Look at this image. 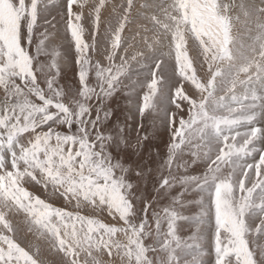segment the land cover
Returning <instances> with one entry per match:
<instances>
[{"label":"snow or ice","instance_id":"obj_1","mask_svg":"<svg viewBox=\"0 0 264 264\" xmlns=\"http://www.w3.org/2000/svg\"><path fill=\"white\" fill-rule=\"evenodd\" d=\"M40 241L59 264H264V0H0V264H46Z\"/></svg>","mask_w":264,"mask_h":264},{"label":"rangeland","instance_id":"obj_2","mask_svg":"<svg viewBox=\"0 0 264 264\" xmlns=\"http://www.w3.org/2000/svg\"><path fill=\"white\" fill-rule=\"evenodd\" d=\"M58 2V0H57ZM113 2H116V0H113ZM55 9L53 10V14H55ZM190 56H195V51L190 49L189 52ZM136 69L133 68V79H136ZM164 75L166 78H171L172 76V66L171 65H165V71H164ZM74 69L71 66V64L69 65L68 69L65 71L64 73V77L61 80V83H65V84H69V83H73L74 82ZM113 108L116 109V115L120 118L121 121L124 120L125 116L127 115V110L125 108V100L123 98H119V103L117 104L116 102L113 103ZM132 125V131L130 133V136L133 140V142L135 141V137H136V125L139 123V117L136 116L135 119L133 121L130 122ZM147 131L150 135L153 133V128H152V120L151 117H146L144 120V130L141 131V135L144 134V132ZM168 137L167 134L164 132L163 129H158L157 130V134L155 136H153L151 142L149 144H147L144 147L143 150V160L146 161L148 158V153L150 150L153 149L154 146H159V148L161 149V151H163L164 148V143L167 141ZM128 156L130 158L131 161H137V156L135 154H132V151L129 150ZM143 162V161H142ZM151 167L155 168V163L152 162L150 163ZM144 185L142 184V187ZM152 187L151 182L149 181L147 183V188L150 191ZM40 246H41V250H42V258L45 259L46 264H59V258L53 254L48 253L47 251V245L43 242L40 241Z\"/></svg>","mask_w":264,"mask_h":264}]
</instances>
